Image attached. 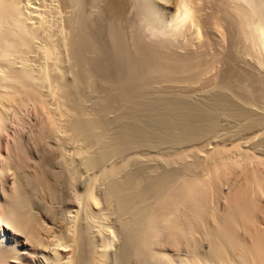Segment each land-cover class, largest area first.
Segmentation results:
<instances>
[{"label":"bare ground","instance_id":"obj_1","mask_svg":"<svg viewBox=\"0 0 264 264\" xmlns=\"http://www.w3.org/2000/svg\"><path fill=\"white\" fill-rule=\"evenodd\" d=\"M0 264H264V0H0Z\"/></svg>","mask_w":264,"mask_h":264},{"label":"rangeland","instance_id":"obj_2","mask_svg":"<svg viewBox=\"0 0 264 264\" xmlns=\"http://www.w3.org/2000/svg\"><path fill=\"white\" fill-rule=\"evenodd\" d=\"M149 29H150V28L147 27V28H145L144 31H145V32L147 31V32L151 33V31H149ZM150 30H151V29H150ZM145 32H144V33H145ZM147 32H146L145 34H147ZM149 33H148V34H149ZM148 34H147V36L150 35V34H149V35H148ZM224 37H225V39L227 40V36H224ZM26 110H27V109H26ZM26 110L24 111V112H26L25 114L29 115V114H30L29 109H28L29 114L27 113ZM24 112H23V113H24ZM25 114H24V115H25ZM117 237H119V236H116V237L114 236V239L116 240L117 247H120V245H121V244H120V243H121V240H119V238H117ZM116 238H117V239H116ZM114 239H113V241H115ZM120 239H121V238H120ZM117 240H118V241H117ZM116 243L113 242L114 245H116ZM114 245H113V246H114ZM115 247H116V246H114V248H115ZM115 249H117V248H115Z\"/></svg>","mask_w":264,"mask_h":264}]
</instances>
